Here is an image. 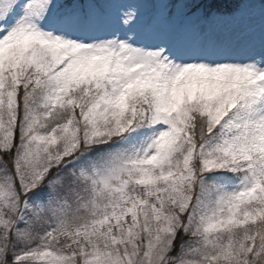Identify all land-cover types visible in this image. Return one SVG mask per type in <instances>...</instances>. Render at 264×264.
<instances>
[{
	"label": "snow or ice",
	"instance_id": "snow-or-ice-1",
	"mask_svg": "<svg viewBox=\"0 0 264 264\" xmlns=\"http://www.w3.org/2000/svg\"><path fill=\"white\" fill-rule=\"evenodd\" d=\"M0 264H264V0H0Z\"/></svg>",
	"mask_w": 264,
	"mask_h": 264
},
{
	"label": "trees",
	"instance_id": "trees-1",
	"mask_svg": "<svg viewBox=\"0 0 264 264\" xmlns=\"http://www.w3.org/2000/svg\"><path fill=\"white\" fill-rule=\"evenodd\" d=\"M223 6V5H222Z\"/></svg>",
	"mask_w": 264,
	"mask_h": 264
}]
</instances>
